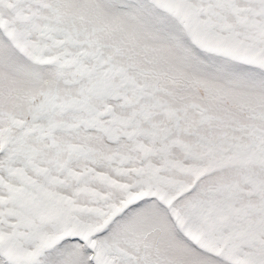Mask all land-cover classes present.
<instances>
[{"label": "snow or ice", "instance_id": "obj_1", "mask_svg": "<svg viewBox=\"0 0 264 264\" xmlns=\"http://www.w3.org/2000/svg\"><path fill=\"white\" fill-rule=\"evenodd\" d=\"M0 264H264V0H0Z\"/></svg>", "mask_w": 264, "mask_h": 264}]
</instances>
